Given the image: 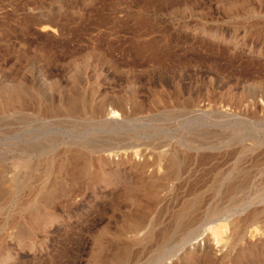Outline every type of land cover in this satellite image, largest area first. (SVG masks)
Returning a JSON list of instances; mask_svg holds the SVG:
<instances>
[{
	"label": "rangeland",
	"instance_id": "1",
	"mask_svg": "<svg viewBox=\"0 0 264 264\" xmlns=\"http://www.w3.org/2000/svg\"><path fill=\"white\" fill-rule=\"evenodd\" d=\"M262 2L0 0V84L4 81L23 82L40 98L43 97L41 93H48L52 82H56L64 94H90L95 91L97 98L114 93L137 98L141 108H131L132 117L145 116L153 120L150 127L139 129L147 141L161 144L154 150L161 152L159 157L155 153L149 155L151 162H155L150 169L152 167L162 173L165 157L174 154L175 163L180 165L179 174L182 173L167 182L169 188L164 201L152 208L151 219L156 233L162 228L172 230L175 210L178 211L183 200L197 197L192 225L196 229L203 222L209 206L228 203L224 191L232 183L235 187L233 199L245 204V214L254 207H262L251 202L264 189V107H260L263 106L260 105V95L264 94ZM230 5L236 6L234 13L231 12L233 9H229ZM43 20L55 25L57 33L53 35L50 31H41V24L46 23ZM213 31L221 34H211ZM55 92L51 91L53 97L57 95ZM164 104L169 109L165 117ZM215 107H219L218 113L213 111ZM226 107L229 115L222 110ZM25 113V116L0 119V146L12 143L5 132L10 129L8 124L40 120L33 108ZM160 113L162 119H156ZM16 129L17 133H24L23 126ZM43 142L51 145L46 139ZM45 144L38 142L36 145L39 148H30L36 150L34 156L41 158L48 155L44 153L51 149ZM15 153L19 151L8 153L6 158L0 155V167L17 170L18 167L10 163ZM8 175L11 176L10 173ZM86 194L82 206L66 209L69 215L75 216L76 211L86 213L91 201L99 207V212H91V227L102 226L107 221L110 227L114 226L119 214L114 210L113 201L102 203L90 193ZM121 206L126 215L129 205L127 207V203H123ZM6 210L10 212L11 206ZM57 211L63 213V208L58 207ZM9 214H0V236L8 226L5 219ZM63 219L70 226L65 216ZM263 221L264 216L260 215L252 225H261ZM91 227L90 232L88 229L84 231L82 240L68 249L65 258L61 257L67 254L62 239L64 235L56 228L50 230L46 237L48 243H44V251L16 250L15 264H88L90 234L94 230ZM150 229L146 225L140 231V241L132 246V253L138 247L139 252L131 254L120 264L170 262L174 243L180 245L179 236L173 234L169 244L158 247L154 241L145 239ZM226 231L223 232L222 248L226 258L216 264H225L226 261V264H233L231 261L235 264H255L256 258L253 261L249 253L239 254L250 242L255 247L259 245L256 250L260 251L259 256L264 257V233L257 232L259 237L262 236L259 238L254 236L256 233L244 234L229 227ZM200 237L194 236L190 242ZM59 256L64 258L63 261ZM66 258L69 260L65 261ZM172 262L181 264L174 259Z\"/></svg>",
	"mask_w": 264,
	"mask_h": 264
},
{
	"label": "bare ground",
	"instance_id": "2",
	"mask_svg": "<svg viewBox=\"0 0 264 264\" xmlns=\"http://www.w3.org/2000/svg\"><path fill=\"white\" fill-rule=\"evenodd\" d=\"M234 7L236 6L230 5L229 9L232 10ZM231 12L234 13V9ZM43 22L46 23H37V25L41 24V31H50L53 35L57 33L58 28L52 25L54 20L52 24L47 20ZM211 34L221 33L213 31ZM215 37L220 38L219 35ZM52 90L56 91V97H53ZM41 94L44 98L38 97L33 89L23 82L4 81L0 84V119H6L7 116H25L26 110L32 108L40 116V120L32 122L8 124L10 129L5 132L13 144L7 143L5 146H0V155L5 158L8 153L19 151L11 157L10 162L18 167L17 170L8 169L6 166L0 167V214L10 213L5 219L8 226L0 236V264H15L18 255L16 250L33 252L39 249L44 251L46 237L52 229L56 228L58 232L60 229L63 233L62 239L67 250V254L61 257L68 256V249L70 250L82 240L84 231L91 227L93 222L91 212H99V207L91 204V201L88 203L87 212H83L84 214L75 210L76 215L71 216L66 211L67 208L82 206L87 192L97 201L102 200V203L113 201L114 210L119 214V218L117 217L119 220L116 218L112 227L108 221L99 227L92 226L94 230H91L93 232L90 234L91 247L87 254L88 264H120L131 254L139 252L138 247V250L132 253V246L140 241V231L146 225H149L151 229L145 239L154 241L158 247L169 244L173 234L177 233L179 236L180 245L174 243V250L170 255L173 258L165 264H173V259L181 264L221 263L226 258L222 249L224 246L223 232L228 227L244 234L256 233L254 236L259 237L258 232L263 235L264 221L261 225L253 226L252 224L260 215L264 216V189L251 202L252 205L257 204L262 207H254L253 210L244 214L245 204L233 199L232 194L235 189L233 183L229 184L224 191L228 203L209 206L197 230L192 228L194 206L198 200L196 197L183 200L178 211L175 210L172 230L162 228L156 233L155 223L151 219L152 208L165 199V192L169 188L167 182L182 173L179 174L180 165L175 163L176 155L174 154L165 157V169L162 173L156 172L155 168L150 169L155 162H151L149 155L155 153L159 157L161 152L154 150L161 144L147 141L140 132V127H150L153 120L150 121V118L145 116L132 117L131 108H141L137 98L135 99L133 95L115 93L97 98L95 91H91L90 94L84 92L64 94L56 82L50 84L48 93L45 91ZM240 96L243 97L242 94ZM260 97L262 100L260 99L261 103H259L263 105L260 107H264V94L261 93ZM163 107L165 117L169 114V109L165 104ZM218 108L215 107L213 111L219 112ZM222 110L225 114H230L228 107ZM162 116L160 113L156 119L161 120ZM22 126L24 133H17L16 128ZM154 127L160 126L155 125ZM43 139L50 141L51 145L45 144ZM38 142L49 146L51 152L44 153L48 155L41 158L34 156L36 150H30V148H39L36 145ZM123 203H127V207L128 205L130 207L126 215L121 209ZM9 206H11L10 212L6 210ZM58 207L63 208V213L57 211ZM96 215L99 214L96 213ZM64 216L70 226L63 219ZM199 231L202 232L199 233ZM197 235L201 237L190 242V239ZM250 243L243 247L239 254L249 253L253 261L256 258L255 264H264V257L259 256L260 251L256 250L259 245L255 247L254 243ZM58 250H56L57 253ZM56 257L55 260L58 263ZM64 258L59 260L63 261ZM231 262L235 264V261Z\"/></svg>",
	"mask_w": 264,
	"mask_h": 264
}]
</instances>
